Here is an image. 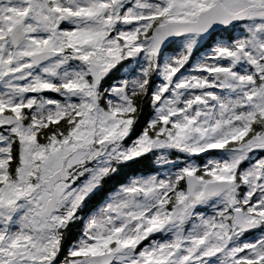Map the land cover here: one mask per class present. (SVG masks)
I'll return each instance as SVG.
<instances>
[{"label":"snow or ice","instance_id":"snow-or-ice-1","mask_svg":"<svg viewBox=\"0 0 264 264\" xmlns=\"http://www.w3.org/2000/svg\"><path fill=\"white\" fill-rule=\"evenodd\" d=\"M0 264H264V0H0Z\"/></svg>","mask_w":264,"mask_h":264},{"label":"trees","instance_id":"trees-1","mask_svg":"<svg viewBox=\"0 0 264 264\" xmlns=\"http://www.w3.org/2000/svg\"><path fill=\"white\" fill-rule=\"evenodd\" d=\"M115 76L118 78L119 73H115ZM159 166L155 163V157H149L148 159H143L141 160L138 164L133 165L129 170H128V175L132 174H149L157 170ZM123 179V177H121Z\"/></svg>","mask_w":264,"mask_h":264}]
</instances>
